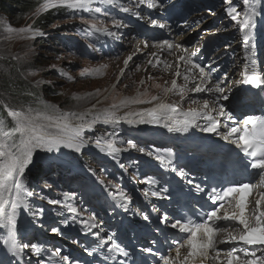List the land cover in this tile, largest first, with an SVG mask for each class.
I'll return each mask as SVG.
<instances>
[{
  "label": "snow or ice",
  "instance_id": "snow-or-ice-1",
  "mask_svg": "<svg viewBox=\"0 0 264 264\" xmlns=\"http://www.w3.org/2000/svg\"><path fill=\"white\" fill-rule=\"evenodd\" d=\"M96 0H43L39 4L36 14L45 13L51 9L68 8L73 10H84L94 13H101V7H91ZM101 4L114 5L116 0H99ZM140 4L147 3L150 8L163 7L157 0H139ZM261 0H243L244 15L240 19V12L237 7L233 6L232 0H229L227 6V14L233 21H237L239 26L245 30L243 37L245 45L253 40L252 29L255 28L254 17L260 15L257 11V5ZM123 11L133 12L132 8L125 7ZM138 15V13H135ZM88 30L95 33H104L108 36H115L114 32L107 28L97 26L93 21H88ZM153 26L160 28L166 27L164 24H158V21L152 20ZM113 26L117 29L123 27V23L119 20H113ZM6 31L9 34H30L31 36H42L44 33L35 27L29 25L26 27L12 28L7 27ZM147 47V44H145ZM159 47H166L169 51L173 49H183L181 44L172 43L168 40L161 42ZM199 49L189 54V56L180 55L177 59L182 61L185 65V73L183 74L184 84L180 85L176 79L171 81V87L164 88L165 93L176 92L180 96V101L185 99L188 92L202 93L209 92L215 94L214 104H218L219 110L217 115L228 120H233L232 112L228 111L224 103L221 101H228L229 96L226 94V88L222 86L223 82L229 84L228 74L225 73L221 82L212 83L213 71L218 69L211 68L205 71L204 67L195 64L191 61V57L195 56ZM134 54L129 55L124 60L125 68L129 61L132 60ZM153 56L156 54L153 53ZM254 55V53L252 54ZM252 55L246 54V58L251 60ZM160 63L159 58L156 59V64L148 60V64L155 67ZM55 68V65L51 66ZM107 65H100L95 68H85L80 72L81 76L103 75V69ZM165 69H169L172 65L165 62ZM199 70V83L196 82L197 77L193 74L194 70ZM61 74L68 79V76L62 69ZM124 75V68L120 69V76ZM175 75H181L179 66ZM242 80L240 83L254 85L257 88L264 86V73L257 72L254 67L250 68L245 65L242 73ZM119 79V78H118ZM51 83V82H48ZM143 83V81H141ZM193 84V87H189ZM116 85H113L115 88ZM160 88V85H155ZM87 95L91 96L92 93ZM147 93H139L136 98H121L118 102H113L109 108L104 109L102 113L93 114L92 120L88 124L73 125L70 118L75 117L83 121L84 115L75 112L65 113L62 115H49L45 111L34 110L28 108L27 110H15L5 104L7 109V117H10V124L6 119H0V229L6 230V235L2 237L3 244L7 250L12 253L13 257L22 258L25 250H29L32 254L40 257L45 249L34 243H22L17 239V217L19 210L29 209V198L37 195L33 190H29L25 185L26 170L35 163V154L37 150H43L45 153L59 152L61 149H70L74 153H81L85 148V141L82 137L84 127H91L103 116L105 123H119L122 119L128 116H139V123L161 124L167 128L169 132H188L189 128L195 126L200 127L197 123L198 119L203 117L207 123L201 127L203 132H213L222 135L224 140H233V143L245 154L250 161V168L255 171L259 177V183L234 181L226 187H221L219 190L215 187L207 193L208 199L212 202L211 210L203 214H195L196 218L181 217L171 224L173 229H178L180 233L185 234L184 237L176 239L173 243L176 245L175 254L160 255L157 264H206V262L215 261L217 264H264V116L247 115L240 122V126L229 127L226 132L220 133V120L210 114L209 101L204 100L198 108H190L187 111L182 110L179 102L169 103L160 98L158 95H152L147 99ZM152 107L141 109L140 112L126 113L121 117L117 115L119 108L125 107L129 104H153ZM196 104V100L191 101ZM137 121L128 120V123ZM128 148L138 149L139 152H145L143 147H138L132 140L127 141ZM96 148L102 152H107L113 157L121 151L116 147L115 139L97 138L95 141ZM148 155H153L149 152ZM155 159L164 166H171L170 153L156 154ZM174 171H177L173 168ZM87 171L94 174V169L87 168ZM178 175L184 177L186 174L183 169L178 170ZM101 184L104 181H100ZM150 185L155 184L156 181L149 179ZM189 185H193V181H187ZM110 185L111 182L109 181ZM45 187L50 188L51 185L45 184ZM196 192H203L204 189L195 184ZM153 196H158V192H152ZM257 194L258 198L254 202L249 200V197ZM68 196L67 193L64 194ZM115 201L126 202L130 200L129 195L120 189H116L111 193ZM53 205L61 204L60 200L53 199L50 201ZM252 205L249 207V205ZM69 213L79 214V210L71 205H64ZM156 211V209H153ZM127 211V208H125ZM43 215V211L34 212L33 216ZM62 215V213H58ZM76 216L73 215L74 221ZM143 219L147 221L149 216L145 214ZM168 220L167 214L161 217V222ZM63 225H68L70 221L65 218L60 221ZM80 223L83 225V230L91 232L92 229H99V224L96 221V216L91 215L87 219H81ZM227 225L221 227L220 224ZM229 227L238 229L236 232L229 231ZM51 232L54 234L63 235L62 230L58 226L51 227ZM221 233H226L223 240H218L217 237ZM97 237V243L94 248L89 250L85 248L84 251L90 255L98 253L103 250V246L109 245L107 254L104 255V261L116 260L118 256H123L125 260L130 257V252L117 243L112 235H107L106 238L101 237V230L93 233ZM230 245L228 250L224 252L219 249L217 244ZM181 249H187L185 254H182ZM142 251L157 253L151 247L144 248ZM224 252L223 256L221 253ZM214 253V255H213ZM259 253V254H258ZM242 254V255H241ZM53 257L59 259L55 264H74L75 258L70 255H61V251L57 248L51 253L47 264H53ZM0 264H3L0 261ZM29 264L31 262L29 261ZM37 264H40L38 261ZM76 264H79L77 261Z\"/></svg>",
  "mask_w": 264,
  "mask_h": 264
},
{
  "label": "rangeland",
  "instance_id": "rangeland-1",
  "mask_svg": "<svg viewBox=\"0 0 264 264\" xmlns=\"http://www.w3.org/2000/svg\"><path fill=\"white\" fill-rule=\"evenodd\" d=\"M2 8L6 10H2ZM29 10H20L16 9L11 11L6 6L0 3V57L9 58L15 61L13 65L9 64L6 59L2 62V68H0V100H4L7 103H13L14 106L17 108L19 103L26 101L27 95L26 93L18 92L17 90L22 87L26 86L29 89L26 92H31L33 94H39L42 90H45V81L55 80L57 83L54 85V93L56 96L59 105L64 109L65 106L68 105H75L74 101H78L83 103L84 101L81 100L83 97L88 96V93L96 94V97L103 95L107 92L113 84L116 82V76L124 66V60L127 58L125 56H121L123 52L118 53V55L113 57H99L94 58L91 60V55L96 54V50L94 46L91 48L90 60L84 59L80 56H74V60L67 59L65 56L59 55V53L64 52L63 49L59 50V45H55L53 47L49 46L48 36L55 34H67L68 32H74L73 28L78 26L69 25L68 31L67 25L69 24L67 21L59 23L56 19L60 17H52L49 19L50 22H45L44 26H37L35 24H31L32 18L36 15V12H28ZM16 14V15H14ZM32 14V16H31ZM112 20L109 18L103 23L104 26H108ZM33 26L36 29L42 31L44 35L40 36H31L30 34H24L25 36L22 38L20 43H16L13 39L10 41L7 35H10L6 29L7 27L12 28H19V27H26V26ZM83 26V25H82ZM54 30L55 33L53 32ZM60 32V33H57ZM22 34L16 37H21ZM81 42H86L89 38L88 32L84 31V36L80 37ZM2 39L6 40V43H3ZM8 41V42H7ZM10 44V47L8 46ZM30 45L34 46L35 50L39 52L40 55H50L52 61L54 62L53 65L57 67V63L60 62V66L62 70L68 74V76L72 77V79L64 78V75H59L56 71V67H48L49 69H40L39 67V59L34 54V50L30 48ZM126 47V43L122 45V49L124 51ZM140 45L139 43L133 46L134 52H139ZM51 61V62H52ZM110 61H117L118 67L116 70L112 72L110 75L108 72L107 67L103 69V75H91V76H81L80 72L85 68H95L100 65H104L105 62ZM41 63H46L45 61H41ZM136 58L133 61H130L128 66L126 67L124 78L121 79L120 82L117 83L116 87L106 96L105 100L100 103L99 105L93 104L88 106L89 108L94 109L95 113H102L104 109L110 107V105L120 96L122 98H136L139 93H142L143 90H152L145 87L144 83H141V74L137 73V64ZM76 65V66H75ZM74 66V67H72ZM5 82H8V85H12V91L6 92ZM145 91V92H146ZM3 92V93H1ZM153 95L160 96L161 99H164V91L160 90H152ZM166 100V99H164ZM169 100V99H167ZM156 102H153V104ZM153 104H129L125 107L119 108L117 110V114L125 113V112H134L145 107L152 106ZM191 104V102H190ZM49 115H62V113L58 111L56 108L51 107L49 109H43ZM63 111V110H61ZM73 112V111H72ZM71 113V112H68ZM85 115L87 112H83ZM94 113V114H95ZM91 118H85L83 121L76 119L75 117H71L70 120L77 122V123H89ZM49 157L51 159H57L59 161L61 156L67 158L70 163H73L75 168L81 169L83 166L81 165L80 161L75 160L74 157L64 148L61 149L59 152H52V153H45L43 150H37L35 154V159L38 157ZM88 159V158H85ZM57 161V163H59ZM91 164L93 160H88ZM87 167L90 164L86 165ZM136 179L138 178V171L135 172ZM113 191L116 189H120L117 183L113 185ZM121 203H128L121 202ZM29 215L32 219L33 212H29L24 214L22 211H19L18 217L21 218L24 222L29 221ZM18 229V227H17ZM5 234L0 236L2 237ZM3 243V240H2ZM2 261V258L1 260Z\"/></svg>",
  "mask_w": 264,
  "mask_h": 264
},
{
  "label": "bare ground",
  "instance_id": "bare-ground-1",
  "mask_svg": "<svg viewBox=\"0 0 264 264\" xmlns=\"http://www.w3.org/2000/svg\"><path fill=\"white\" fill-rule=\"evenodd\" d=\"M32 16V14H31ZM50 22V21H48ZM211 29H208L209 32L211 31H215L218 33L217 31V28L216 26L214 27H210ZM199 30V29H198ZM56 30H54L53 32L55 33ZM207 30L205 31V33L208 32ZM205 35V34H203ZM25 35L22 34L21 37H14V40L17 42L19 41L20 39H22ZM62 36V35H60ZM63 38H65V36H63ZM202 38V37H201ZM48 41H50L48 39ZM59 45V42H56V45ZM8 46L10 47V45L8 44ZM60 46V45H59ZM30 48L34 50V54L38 57L39 59V67L40 69H49L53 64L54 62L52 61V58L50 55H40L39 52L37 50H35L34 46L30 45ZM65 48H68V47H65ZM59 55L61 56H65L67 57V59H71V60H74V56L71 55L70 53L68 52H61L59 53ZM41 61H45L46 63H41ZM52 61V62H51ZM50 66V67H49ZM76 66V65H75ZM115 64H112L110 62L107 63V69L110 70V71H114L115 70ZM49 67V68H48ZM74 67V66H72ZM62 67L60 66V62L57 63V67H56V71L58 72L59 75H62L61 74V70ZM261 71V69H260ZM64 78L66 79V76H64ZM48 82H51V83H48ZM55 83H57L55 80H50V81H45L44 84H45V90H42L38 96H35V95H32L31 99H30V105L36 107V110H40V111H43V109H49L51 107H54L56 108L58 111H61V110H64L60 105H59V102L57 101L56 99V96H55V93L53 91V89L55 88L54 85ZM207 95H209V92H206ZM200 100L203 102L204 100H208V99H205L203 97H200ZM213 98L211 100H208V101H212ZM2 103V100H0V104ZM17 110V109H16ZM210 114H212L214 112V110H210L209 111ZM84 116H86L84 113H83ZM139 117V116H137ZM233 122H237V121H233ZM100 123V122H99ZM73 125H76V123H72ZM195 130V128L193 129ZM203 132V131H202ZM204 133V132H203ZM202 133V134H203ZM237 172L236 170L233 171L232 173H235ZM244 174V175H243ZM247 174L245 172H241V176L242 177H245ZM133 184V183H132ZM134 185V184H133ZM128 227V226H126ZM123 229H127V228H123Z\"/></svg>",
  "mask_w": 264,
  "mask_h": 264
},
{
  "label": "trees",
  "instance_id": "trees-1",
  "mask_svg": "<svg viewBox=\"0 0 264 264\" xmlns=\"http://www.w3.org/2000/svg\"><path fill=\"white\" fill-rule=\"evenodd\" d=\"M5 1L8 3L7 5L4 4ZM34 1H35V3L39 2V0H0V3L2 5H4V6H6V8H9L11 11H13V10H16V9L24 10L26 8H29L31 6L30 3L31 2L34 3ZM2 10H6V9L2 8ZM14 15H16V14H14ZM47 18L50 19L51 17L50 16H46L44 18V20L49 21ZM4 43H6V42L4 41ZM0 59L2 61L4 60L3 58H0ZM8 62L11 65H13L15 63V61L12 60V59L9 60ZM5 85H7L8 90L12 91V89H13L12 85L13 84L12 85H10V84L8 85V82L7 83L5 82Z\"/></svg>",
  "mask_w": 264,
  "mask_h": 264
}]
</instances>
